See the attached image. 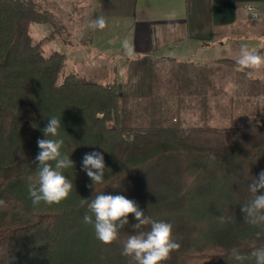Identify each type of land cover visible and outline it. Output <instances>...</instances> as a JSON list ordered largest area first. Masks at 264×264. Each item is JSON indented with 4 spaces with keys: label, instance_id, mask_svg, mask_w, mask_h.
Here are the masks:
<instances>
[{
    "label": "trees",
    "instance_id": "obj_1",
    "mask_svg": "<svg viewBox=\"0 0 264 264\" xmlns=\"http://www.w3.org/2000/svg\"><path fill=\"white\" fill-rule=\"evenodd\" d=\"M33 23L57 28L54 35L61 31L56 17L33 0H0V199L7 204L0 209V264H129L122 249L137 231L133 215L111 245L83 220L91 215L87 204L103 192L123 195L152 220L172 225L180 247L163 264H255L250 252L264 247V228L245 223L241 206L251 198L248 185L264 171V120L224 128H213L204 116L196 125L150 120L148 102L119 96L116 83L65 74V56H46L44 42L31 38ZM193 65H174L177 76L195 84L179 90L198 92L204 104L223 94L222 85ZM229 65L235 75L246 74L237 61ZM171 67L153 71L159 94L167 90ZM51 117L61 120L53 139L63 140L60 151L75 164L63 170L73 188L59 204L34 207L27 178L36 176L37 140L45 138ZM93 151L102 152L106 164L95 192L82 171L84 154ZM233 248L247 259H232Z\"/></svg>",
    "mask_w": 264,
    "mask_h": 264
},
{
    "label": "crops",
    "instance_id": "obj_2",
    "mask_svg": "<svg viewBox=\"0 0 264 264\" xmlns=\"http://www.w3.org/2000/svg\"><path fill=\"white\" fill-rule=\"evenodd\" d=\"M247 5L262 15L250 29L243 25ZM97 13L107 26L92 29L89 45L103 59L123 58L122 68L118 66L108 82L116 83L121 97L152 98L153 71L164 74L167 66L206 63L214 49L237 46L240 51L245 46L264 57V0H99ZM258 71L251 78L244 74L240 81L259 84Z\"/></svg>",
    "mask_w": 264,
    "mask_h": 264
},
{
    "label": "rangeland",
    "instance_id": "obj_3",
    "mask_svg": "<svg viewBox=\"0 0 264 264\" xmlns=\"http://www.w3.org/2000/svg\"><path fill=\"white\" fill-rule=\"evenodd\" d=\"M33 1L43 10L50 11L60 24L61 31L58 33V30L56 35L53 34V31L57 28H53L48 24L33 23L29 28V34L33 41L44 42L45 55L48 56L54 52L64 55L66 58L65 70H63L65 74L74 72L78 75L81 74V77L82 74L86 73L85 80H91L102 85L108 84L110 79L118 73L116 68L119 66L121 69L124 61L121 57H106L103 59V57L94 54L89 45L93 38L91 36L93 28L90 27V23L99 16L97 13L99 0ZM259 20H244L243 25L245 28L250 29L252 25L260 22ZM238 44L240 43L238 42ZM220 49H214L210 52L208 62L195 63L193 66L196 70L201 71V74L205 73L211 79H215L218 86H223V94H226L209 97L204 107L198 106L196 103L205 102V98L196 96L198 92L192 93L188 89L179 90L178 86L180 88H191L195 84L185 82L180 77L183 74L177 76V67L173 66L169 68L171 72L166 77L167 90L162 94L155 90L152 101L140 99L143 102H148V106H150L147 110L153 116H150L149 119L159 122L161 120L173 121V118H177L188 124L196 125L202 123L203 120L201 119L204 116V120L209 121L207 123L212 124L213 128L243 125L254 118L264 120V65L259 68L260 71L255 73L260 77L259 84H256L253 80L248 84L242 83L240 73L239 76L235 75L234 72L237 70L235 68L231 70V65H229L230 62L238 60L239 49L237 46L236 50ZM239 71L241 72L238 69ZM197 84H199V81ZM243 94H246L245 98L241 97ZM193 95H195V98H193ZM188 103L193 104L189 105ZM204 110L205 113H203Z\"/></svg>",
    "mask_w": 264,
    "mask_h": 264
},
{
    "label": "clouds",
    "instance_id": "obj_4",
    "mask_svg": "<svg viewBox=\"0 0 264 264\" xmlns=\"http://www.w3.org/2000/svg\"><path fill=\"white\" fill-rule=\"evenodd\" d=\"M103 16L90 23L93 29L103 30L106 27ZM127 49V42L124 44ZM237 64L241 71L249 70L246 75L251 78L255 70L264 65V57L254 50L242 46ZM61 120L56 117L48 119L47 125L42 129L45 138L37 140L38 153L33 161L36 165V176H29L28 193L34 207L42 202L47 205L59 204L65 200L72 191L73 184L64 174L63 170L74 168V161L67 155H62V139L58 137ZM106 164L104 155L100 151L85 153L82 158V171L90 178L87 187L94 190L102 184L105 177ZM264 190V171L259 173L258 178H253L248 185L251 198L241 206L244 222L264 228V195L257 193ZM7 204L0 199V209H6ZM91 215L86 214L83 218L86 224H92L96 238L104 245H111L119 238V232L129 225V215H133L137 223L132 228L137 230L135 234L128 236L123 243L122 255L129 258V264H163L170 258L174 250H178L180 244L172 238V225L164 221H154L145 215L138 204L123 195H105L99 193L87 204ZM223 223L224 215L218 217ZM145 226H150L144 231ZM262 233L257 232L259 237ZM232 259L243 262L247 257L237 248L230 252ZM255 264H264V247H254L250 252Z\"/></svg>",
    "mask_w": 264,
    "mask_h": 264
},
{
    "label": "built area",
    "instance_id": "obj_5",
    "mask_svg": "<svg viewBox=\"0 0 264 264\" xmlns=\"http://www.w3.org/2000/svg\"><path fill=\"white\" fill-rule=\"evenodd\" d=\"M244 16L248 21H257L261 18V13L254 5H247L244 8Z\"/></svg>",
    "mask_w": 264,
    "mask_h": 264
}]
</instances>
